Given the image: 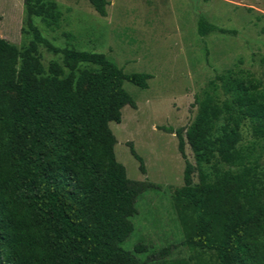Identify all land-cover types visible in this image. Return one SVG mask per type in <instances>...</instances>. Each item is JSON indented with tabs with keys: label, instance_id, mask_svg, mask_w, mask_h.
Listing matches in <instances>:
<instances>
[{
	"label": "trees",
	"instance_id": "1",
	"mask_svg": "<svg viewBox=\"0 0 264 264\" xmlns=\"http://www.w3.org/2000/svg\"><path fill=\"white\" fill-rule=\"evenodd\" d=\"M90 2L105 15V0ZM24 3L30 41L18 48L0 37V264L164 259L171 245L143 260L135 254L146 251L142 243L133 251L121 246L133 230L137 196L151 184L127 176L108 126L121 121L124 105L135 106L123 82L146 88L150 74L125 73L104 53L54 46L32 16L57 25L55 1ZM216 31L235 33L198 17L200 36ZM39 44L60 52L61 60L45 67ZM209 85L184 134L166 128L175 132L184 159L183 185L173 193L188 210L180 213L183 243L213 251L217 264H264V82L226 69ZM246 122L253 137L243 142ZM186 143L194 163L185 156ZM128 146L143 171L142 158Z\"/></svg>",
	"mask_w": 264,
	"mask_h": 264
},
{
	"label": "rangeland",
	"instance_id": "2",
	"mask_svg": "<svg viewBox=\"0 0 264 264\" xmlns=\"http://www.w3.org/2000/svg\"><path fill=\"white\" fill-rule=\"evenodd\" d=\"M54 1L60 11L57 25L47 26L39 16H32L33 24L54 46L104 53L125 73L150 74L146 88L123 82L135 106L124 105L121 121L108 123L116 138L115 157L127 176L151 184L137 196L133 230L121 246L133 251L135 244L145 245L146 251L135 253L141 260L172 246L167 257L148 264L172 259L217 264L213 251L183 243L180 213L188 210L173 193L183 185L184 159L175 132L166 128H180L184 134L197 114L196 98L210 90L216 73L233 69L264 82V0H105V15L90 0ZM200 15L235 33L200 36ZM0 37L18 48L32 38L24 0H0ZM38 53L45 67L51 60H61L60 52L43 44L38 45ZM218 92L223 97L220 88ZM252 137L246 122L241 140ZM129 142L142 158L143 171ZM184 151L194 163L187 143ZM259 163L264 172V150ZM193 180L198 181L196 172Z\"/></svg>",
	"mask_w": 264,
	"mask_h": 264
}]
</instances>
